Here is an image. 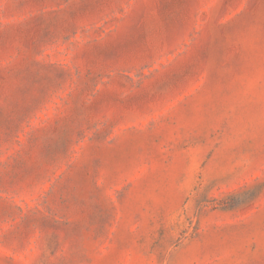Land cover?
<instances>
[{
  "label": "rangeland",
  "instance_id": "374dc122",
  "mask_svg": "<svg viewBox=\"0 0 264 264\" xmlns=\"http://www.w3.org/2000/svg\"><path fill=\"white\" fill-rule=\"evenodd\" d=\"M0 264H264V0H0Z\"/></svg>",
  "mask_w": 264,
  "mask_h": 264
}]
</instances>
